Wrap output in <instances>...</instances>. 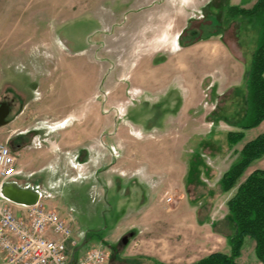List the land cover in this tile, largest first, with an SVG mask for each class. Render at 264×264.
Listing matches in <instances>:
<instances>
[{"label":"rangeland","instance_id":"374dc122","mask_svg":"<svg viewBox=\"0 0 264 264\" xmlns=\"http://www.w3.org/2000/svg\"><path fill=\"white\" fill-rule=\"evenodd\" d=\"M3 1L13 5L0 17V102L33 97L42 110L37 116L45 113L54 122L56 153L73 171L60 179L57 159L28 182L41 180L44 171L52 174L49 206L82 233L80 245L87 239L77 259L95 245H104L113 261L123 258L128 244L113 222L131 203L156 199L185 220L195 209L200 217L209 214L208 191L258 131L247 130L241 143L229 147L227 133L239 129L243 81L258 34L250 18H230L226 10L256 0ZM66 128L71 138L81 137L73 154L61 145ZM6 135L0 131V142ZM144 171L151 172L138 196L130 190ZM167 188L169 204L159 200ZM226 209L220 200L216 216ZM224 227L236 230L229 219ZM199 241V250L188 251L184 235V261L211 250ZM135 261L151 264L127 258ZM237 262L261 264L252 237Z\"/></svg>","mask_w":264,"mask_h":264},{"label":"crops","instance_id":"0c3cea01","mask_svg":"<svg viewBox=\"0 0 264 264\" xmlns=\"http://www.w3.org/2000/svg\"><path fill=\"white\" fill-rule=\"evenodd\" d=\"M3 2V0H0L1 20L8 11H5V8L13 5H8V3L3 5ZM209 48L211 49L210 46ZM32 99L33 97L29 100L23 99L24 101L20 102L21 104L14 101L10 104L7 103L10 106L9 116L11 120L8 124L0 126V131L1 133H7L4 141H7L10 147L14 150V152L13 150L12 152L17 157V165L22 170L20 174L15 175L10 181L20 186H30L38 189L41 192L42 201L44 202L46 199V202H48L47 206H49L52 205L49 200L53 196L50 192V189L53 186V183H50L52 174L44 171V175L41 180L38 179L37 182H34L35 184L28 182V178L33 173L35 174L41 172V169L47 165L55 167L54 163L57 159L60 161V167H58V175L60 179L63 175L68 176L69 170L71 169L73 171V168L71 163L68 160H65L64 154L58 156L56 153V141L52 139L51 134L54 123L53 120L50 116H46L45 113L44 115L41 114L37 116L42 113V110L31 101ZM14 104H16V106H14ZM65 117L66 115L58 119L62 120ZM13 122L15 123L14 126L11 125ZM263 124L264 122L260 126L254 127L258 129V131L254 134V137L264 132V128L262 126ZM60 134L62 147L68 151L70 150L69 152H71V154L76 152L81 145V137L77 136L75 138H71L70 132L67 128L61 130ZM37 142H39L40 145L35 146ZM72 142L74 143L73 145ZM241 148L237 150V152L240 151ZM73 149H75V151H72ZM236 154L238 156V153ZM71 156H68V158ZM257 168L264 169V158L256 160L248 168L246 174H249ZM212 169L210 174L212 171H215ZM227 169L221 172L217 181L211 186V191H208L211 201L210 204H212L211 211L207 214L208 216L204 214V217H200L201 210L195 209L196 212H192L191 218L185 220L183 215L177 213L176 207L163 209L161 206H158L159 201L156 199H151L150 203L147 205L142 204L137 206L135 205L136 203L129 204L127 206L128 210L124 212L122 217L116 219L113 223L117 224L118 227L121 228L122 232L120 233V236H122L123 233L125 235L131 232H133V236L130 237L131 240L129 239L128 245L124 250H122L123 258L118 259L117 256H114L115 261L112 260V257L110 258L111 260L109 259L110 262L107 264H141L136 261L133 263L127 262L128 257L135 259L142 257L148 259L151 264H158V262L166 264H189L214 251L229 252L230 245L227 241V235L230 234V231H228L229 229L227 230L224 225H226V215L228 213L227 201L234 195L236 188L229 192H219V181ZM76 171L77 170L74 169V172ZM150 172H141L143 175L141 174L142 176L140 178H138V173L136 176L137 178H134V186L131 187L130 191L135 192L139 196L141 189L139 186L140 184H144V182L149 179L148 174ZM166 190H168V188L160 194L159 200L163 203L166 202L169 204L172 200L168 202L165 198H163V194ZM170 190L176 191L173 189ZM220 200L224 202L227 209L223 215L217 217L215 214V208ZM173 203H176V199ZM202 204L203 202H201V205ZM15 211L19 214L24 212L22 208L18 206H15ZM192 232H194V234H192ZM74 234L77 239H79L78 237L82 235V233L76 234L75 231ZM185 234H187L189 238V242H187L188 251H197L200 249L201 243L199 239H202V243L209 246L211 250L197 259L184 261V259H188L189 257H185V251H187L185 250L186 247L184 242ZM84 238H86V236ZM105 240H107V238H103L101 241L105 242ZM83 253H81L80 257L85 254ZM0 264H3L2 253H0Z\"/></svg>","mask_w":264,"mask_h":264},{"label":"trees","instance_id":"16d2710c","mask_svg":"<svg viewBox=\"0 0 264 264\" xmlns=\"http://www.w3.org/2000/svg\"><path fill=\"white\" fill-rule=\"evenodd\" d=\"M226 14L230 18H250L258 34L252 62L244 76L246 94L242 116L236 122L239 129L227 133L228 143L233 147L246 137V130L264 122V0H256L251 7L231 4ZM237 153V158L219 181L221 192L236 188L227 201L226 220L236 227L227 235L230 251H214L189 264H240L237 258L242 255L247 237L255 240V254L264 264V169L257 168L246 174L256 160L264 158V132L244 143Z\"/></svg>","mask_w":264,"mask_h":264},{"label":"built area","instance_id":"2783aa9c","mask_svg":"<svg viewBox=\"0 0 264 264\" xmlns=\"http://www.w3.org/2000/svg\"><path fill=\"white\" fill-rule=\"evenodd\" d=\"M40 145L39 142L35 146ZM7 141L0 142V253L3 264H69L71 246L78 244L72 225L47 206L42 195L33 205L18 204L3 195L4 183L21 173ZM13 206L22 208L17 213ZM104 245H95L77 264H107Z\"/></svg>","mask_w":264,"mask_h":264},{"label":"water","instance_id":"95a60500","mask_svg":"<svg viewBox=\"0 0 264 264\" xmlns=\"http://www.w3.org/2000/svg\"><path fill=\"white\" fill-rule=\"evenodd\" d=\"M10 114V106L7 103H3L0 106V126L8 124V116ZM1 191L4 196H6L11 201L18 203V204H25V205H33L41 197V192L33 187L30 186H20L17 185L14 182H7L4 183L1 187ZM133 236V232L126 234L122 237V242L124 244H128L130 237ZM85 240L79 245L80 247L84 245L86 242ZM78 246V247H79ZM78 247L73 249L71 253V259L69 264H77V257H76V251L78 250Z\"/></svg>","mask_w":264,"mask_h":264},{"label":"flooded vegetation","instance_id":"af4514ba","mask_svg":"<svg viewBox=\"0 0 264 264\" xmlns=\"http://www.w3.org/2000/svg\"><path fill=\"white\" fill-rule=\"evenodd\" d=\"M3 103H5V101H3V100H2V102H0V106H1V104H3ZM7 103H9V104H10L11 102H10V101H7ZM7 119H8V121H10V120H11L10 116H8V118H7ZM12 145H13V143H12Z\"/></svg>","mask_w":264,"mask_h":264}]
</instances>
